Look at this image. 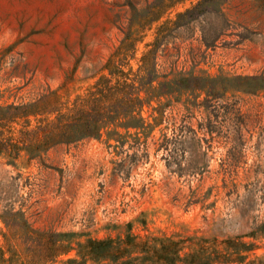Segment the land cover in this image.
I'll list each match as a JSON object with an SVG mask.
<instances>
[{
	"label": "rangeland",
	"instance_id": "1",
	"mask_svg": "<svg viewBox=\"0 0 264 264\" xmlns=\"http://www.w3.org/2000/svg\"><path fill=\"white\" fill-rule=\"evenodd\" d=\"M127 36L143 126L3 131L0 264H264V0H0V113L54 120Z\"/></svg>",
	"mask_w": 264,
	"mask_h": 264
},
{
	"label": "trees",
	"instance_id": "2",
	"mask_svg": "<svg viewBox=\"0 0 264 264\" xmlns=\"http://www.w3.org/2000/svg\"><path fill=\"white\" fill-rule=\"evenodd\" d=\"M133 45L134 39L125 37L103 65L108 74L101 75L65 111L57 109L54 120L48 117L36 119L37 124L31 132L28 130L29 121L26 116L40 113L35 112L31 105L6 106L5 112L0 113V154L8 146L3 131L11 132L9 124L20 118H25V121L19 133L40 135L41 144L45 147L53 143H72L88 137H99L101 129L110 125L143 126L140 113L143 105L149 104L150 83L143 76L140 77L139 72L147 70L148 53L142 55V65L137 73H133L131 68L125 71L124 66L127 65V57ZM142 91L146 94L144 98L141 97ZM11 145L15 147L14 143Z\"/></svg>",
	"mask_w": 264,
	"mask_h": 264
}]
</instances>
